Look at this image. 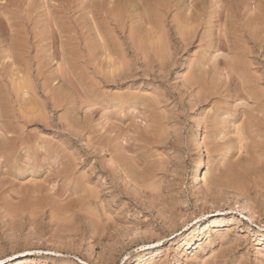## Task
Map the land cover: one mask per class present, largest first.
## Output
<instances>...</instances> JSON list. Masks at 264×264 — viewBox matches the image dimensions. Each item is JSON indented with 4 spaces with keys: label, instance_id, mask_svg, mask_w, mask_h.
Instances as JSON below:
<instances>
[{
    "label": "rangeland",
    "instance_id": "1",
    "mask_svg": "<svg viewBox=\"0 0 264 264\" xmlns=\"http://www.w3.org/2000/svg\"><path fill=\"white\" fill-rule=\"evenodd\" d=\"M240 75L264 88V0H0V261L264 264Z\"/></svg>",
    "mask_w": 264,
    "mask_h": 264
},
{
    "label": "bare ground",
    "instance_id": "2",
    "mask_svg": "<svg viewBox=\"0 0 264 264\" xmlns=\"http://www.w3.org/2000/svg\"><path fill=\"white\" fill-rule=\"evenodd\" d=\"M158 1H159V0H158ZM257 2H258V1H257ZM154 3H155V2H154ZM166 3H167V2H166ZM260 3H262V2H260ZM155 4H156V3H155ZM157 4H158V3H157ZM241 4H242V3H241ZM262 4H263V3H262ZM262 4H261V5H262ZM161 5H162V4H160V6H161ZM180 5H181V4H180ZM190 5H191V3H190ZM190 5H189V6H190ZM243 5H244V4H243ZM157 6H158V5H157ZM163 6H164V4H163ZM259 6H260V5H259ZM240 7H241V6H240ZM166 8H167V7H166ZM190 8H191V7H190ZM121 9H122V8H120V11H121ZM117 10H118V9H117ZM188 10H189V9H188ZM248 11H249V10H248ZM123 13H124V12H123ZM189 13H190V11H189ZM115 14H116V13H115ZM119 15L122 16V12H121ZM187 15H188V14H187ZM227 15H228V14H227ZM227 15H226V17H227ZM112 16H113V15H112ZM115 16H116V15H115ZM115 16H114V17H115ZM234 16H235V15H234ZM114 17H113V18H114ZM122 17H123V16H122ZM231 17H232L231 15H230V17H227V18H226V21H227V19H228L229 22H230V19L233 18V17H232V18H231ZM117 18H119V17H118V14H117ZM186 18H187V17H186ZM229 18H230V19H229ZM235 18H236V17H235ZM235 18H233V19H235ZM239 19H240V18H239ZM118 20H119V19H118ZM258 20H260V19H258ZM115 21H116V19H115ZM235 21H236V20H235ZM237 21H238V20H237ZM241 21H242V20H241ZM231 22H232V21H231ZM187 24H188V23H187ZM227 24H228V21H227ZM188 25H189V24H188ZM188 25H187V26H188ZM194 25H196V24H194ZM236 25H237V24H236ZM249 27H250V26H248V28H249ZM262 27H263V26H262ZM258 28H259V27H258ZM260 28H261V27H260ZM252 29H253V28H252ZM226 31H227V30H226ZM233 31H235V30L233 29ZM233 31H231V32H233ZM237 31H238V30H237ZM255 31H256V30H255ZM235 33H236V31H235ZM109 34H110V33H109ZM153 34H154V33H153ZM181 34H182V33H181ZM239 34H240V33H239ZM239 34H238V35H239ZM258 34H259V33H258ZM98 35H99V34H98ZM236 35H237V33L234 34L233 36H236ZM238 35H237L236 37H238ZM252 35H255V33L252 34ZM255 36H256V35H255ZM184 37H185V36H184ZM244 37H245V36H244ZM244 37H243V38H244ZM261 37H262V36H261ZM99 38H100V36H99ZM243 38H242V39H243ZM239 39H240V38H239ZM251 39H252V37H251ZM256 39L258 40V39H259V36H258V38H256ZM156 40H158V39H156ZM235 41H236V39H235ZM235 41H234V42H235ZM251 41H252V40H251ZM153 43H154V42H153ZM155 43H156V42H155ZM157 43H158V42H157ZM185 43H186V42H185ZM227 43H228V42H227ZM238 43H239V42H238ZM255 43H256V42H255ZM257 43H258V42H257ZM241 44H242V42H241ZM250 44H251V43H250ZM134 45H135V44H134ZM230 45H232V44H230ZM237 45H238V44H237ZM237 45L235 44V47H236ZM246 45L249 47V44H246ZM227 47H228V46H227ZM238 47H240V46L238 45ZM245 47H246V46H245ZM228 48H229V47H228ZM236 48H237V47H236ZM249 48H250V47H249ZM241 49H243V48H237L236 51H238V50L242 51ZM246 49H248V48H245V50H246ZM250 49H251V48H250ZM250 49H248V50H250ZM156 50H157V49H156ZM229 50H230V49H229ZM231 50H232V49H231ZM233 50H234V49H233ZM251 51H252V50H251ZM251 51H249L248 53H249L250 55L254 56V54H251V53H250ZM231 52H232V51H231ZM234 52H235V51H234ZM238 52H239V51H238ZM220 53H221V51H220ZM246 53H247V52H246ZM246 53H245V55H246ZM253 53H254V52H253ZM234 54H235V53H234ZM239 55H240V54H239ZM241 55H242V54H241ZM241 55H240V56H241ZM110 57H111V56H110ZM246 57H247V56H246ZM249 57H250V56H249ZM114 58H115V57H113V59H114ZM251 58H252V57H251ZM111 59H112V58H111ZM237 59H238V58L236 57V60H237ZM244 59L246 60V58H244ZM244 59H243V60H244ZM247 59H248V58H247ZM250 61H251V59H250ZM108 62H110V61H108ZM232 62H233V61H232ZM246 62H247V61H246ZM226 63H227V62H226ZM249 63L252 64L251 62H249ZM108 64H109V63H108ZM250 64H248V65H247V64H246V65L244 64V67H245V66H248V67H249ZM255 64H257V63L255 62ZM255 64L250 65V66L253 67ZM112 65H113V64H112ZM238 65H239V64H238ZM235 66H236V65H233L234 68H235ZM227 67H229V66H227ZM237 67H238V66H237ZM237 67H236V68H237ZM236 68H235V69H236ZM239 68H240V66H239ZM227 69H228V68H227ZM229 69H230V67H229ZM240 69H242V68H240ZM245 69H246V68H245ZM261 69H263V68H261ZM261 69H260V70H261ZM225 70H226V69H225ZM230 70H232V69H230ZM236 70H237V69H236ZM248 70H251V69H248ZM255 70H256V69H255ZM118 71H119V70H118ZM241 71H242V72H245L244 70H241ZM241 71H240V72H241ZM120 72H121V71H120ZM231 72H233V71H229V70H228V73H227V74H228V75H229V74H230V75H233V74H231ZM240 72H239V73H240ZM242 72H241V74L243 75L244 73H242ZM246 72H247V75L250 74V73H252V72H250V71H249V73H248L247 70H246ZM221 73H222V72H221ZM260 73H261V72H260ZM234 74H235V73H234ZM257 74L259 75V73H257ZM114 75H115V74H114ZM230 75H229V78L232 77V76H230ZM245 75H246V73H245ZM255 75H256V74H255ZM236 76H237V75H236ZM236 76H235V80H239L238 82L241 84L240 79H238L239 76H237V77H236ZM240 76H241V75H240ZM251 76H252V74H251L250 76H248V77H251ZM194 77H195V76H194ZM194 77H190V76H189V81H190V79L194 80V79H193ZM197 77H198V76H197ZM197 77H196V79H197ZM233 77H234V76H233ZM241 77L243 78V79L241 78V79L243 80V87L241 86L242 84L240 85V87L243 88V89H242L243 92H242L240 89H239V90H240L239 92H242V95H243V94L246 95V96H243V97H245V99H246V97H247V98L249 97L250 99H252V100H250V101H253V102L256 103L257 105L262 104V99H264V98H263V97H264V96H263V94H264V93H263L264 90H262V89H264V88H262V89L259 88V85L261 84V83L259 82V85H258L259 91H258V88H257V87H256L255 90H254V86H253V83H254V82L252 83V81H251L252 79H253V81H254V79L256 80V78L260 81V78H261V77H260V78H258V77L253 78V77H254V76H253V77H251V80L246 78L245 81H244V77H243V76H241ZM245 77H246V76H245ZM112 78H113V77H112ZM114 78H115V77H114ZM114 78H113V79H114ZM198 78H199V77H198ZM236 78H237V79H236ZM187 79H188V78H187ZM196 79H195V81H196ZM201 79H202V78H201ZM226 79H227V78H226ZM110 80H112V79L110 78ZM197 80H199V79H197ZM258 80H256L255 82L257 83ZM261 80H262V79H261ZM21 81H22V80H21ZM227 81H228V80H227ZM187 83H188V82H187ZM190 83H191V81H190ZM193 83H195V82H193ZM196 83H197V82H196ZM196 83H195V84H196ZM256 83H254V84H256ZM21 84H22V83H21ZM28 84H29V83H28ZM24 86H25V85H24ZM200 86H201V84H200ZM204 86H205V85H203L202 87H204ZM29 87H30V86H29ZM202 87H201V90L203 91L204 89H202ZM262 87H263V86H262ZM13 88H14V87H13ZM198 88H200V87H198ZM256 89H257V91H256ZM261 90H262L263 92H261ZM196 91H198V90H196ZM204 91H205V90H204ZM258 92H260V93H258ZM199 93H200V92H199ZM203 93H204V92H203ZM206 93H207V92H206ZM261 93H262V94H261ZM196 94H197V93H196ZM200 94H201V93H200ZM239 94H240V93H239ZM197 95H198V94H197ZM23 96H24V95H23ZM262 96H263V97H262ZM137 99H139V97H138ZM115 101H116V100H115ZM222 101H223V100H222ZM257 105H256V107H257ZM260 107H261V109H264V107L262 108V105H260ZM257 109H258V108H257ZM259 109H260V108H259ZM32 111H33V110H32ZM259 111H260V110H259ZM253 112H255V110L252 111V114H253ZM263 112H264V111H263ZM228 113H229V112H228ZM249 113H250V112H249ZM27 114H28V113H27ZM257 114H258V112H257ZM259 114H260V112H259ZM242 115H243V113H242ZM250 115H251V114H250ZM254 115L256 116V113H255ZM254 115H253V118H254ZM26 116H27V115H26ZM32 116H34V115H32ZM31 118H32V117H31ZM33 118H34V117H33ZM253 118H252V116H251V120H252ZM258 118H259V117H258ZM263 118H264V117H263ZM152 119H153V118H152ZM246 120H247L248 122H247V124L244 123L245 125H248V127H249V126L254 127L252 124H248V123H251V120H250V122H249L248 119H246ZM246 120H245V121H246ZM258 120H259V119H258ZM258 120L255 118V120H252V121H255V122H256V121H258ZM241 122H242V121H241ZM243 122H244V121H243ZM259 122H260V124H259V126H260V125L262 124V122L264 123V120H263V121H259ZM151 123H152V122H151ZM154 123H155V122H154ZM158 123H160V122H158ZM252 123H254V122H252ZM257 123H258V122H257ZM256 125H257V124H256ZM261 126H264V125H261ZM235 127H236V126H235ZM237 127H238V126H237ZM244 127H245V126H244ZM248 127H247V129H248ZM251 127H249V128H251ZM241 128H243V127H241ZM257 128L259 129L260 127L257 126L256 129H257ZM157 129H158V128H157ZM256 129H255V127H254V130H256ZM258 129H257V130H258ZM154 130H155V129H154ZM237 130H238V128H237ZM239 130H240V129H239ZM252 130H253V129L251 128V131H252ZM259 130H260V129H259ZM260 131H264V128H263V130L261 129ZM240 132H241V131H240ZM243 132H244V131H243ZM245 132H246V131H245ZM254 132H255V131H254ZM241 133H242V132H241ZM250 133H251V132H250ZM260 133H262V132H260ZM243 134H244V133H242V135H243ZM258 134H259V133H258ZM262 134H263V133H262ZM246 135H247V134H246ZM254 135H255V134H253V136H254ZM257 137H259V136H257ZM263 137H264V136H263ZM243 138H244V136H243ZM259 138H260V137H259ZM244 139H245V138H244ZM255 139H256V137H255ZM245 140H246V139H245ZM248 140H249V139H248ZM247 142H248V141H247ZM255 142H256V141H255ZM256 143H257V142H256ZM247 144H248V143H247ZM252 144H253V143H252ZM209 145H210V144H209ZM253 145H254V144H253ZM255 145H256V144H255ZM263 146H264V144H263ZM143 148H144V147H143ZM255 149H257V148H255ZM255 149H254V150H255ZM258 149H260V148H258ZM249 152H250V151H249ZM257 152H258V151H257ZM262 152H263V151H262ZM119 155H120V154H119ZM249 155H250V154H249ZM263 156H264V155H263ZM263 156H262V157H263ZM108 164H109V163H108ZM162 166H163V165H162ZM161 168H162V167H161ZM121 169H122V168H121ZM162 169H163V168H162ZM120 171H122V170H120ZM122 173H123V172H122ZM124 173H125V172H124ZM126 173H127V171H126ZM126 173H125V176L127 175ZM128 175L130 176L129 173H128ZM128 175H127L126 178H130V177H128ZM157 175H158V174H157ZM123 176H124V175H123ZM137 176H138V175H137ZM138 177H140V176H138ZM138 177H137V178H134V179H135V180L137 179L136 181H139L140 179H139ZM158 177H159V176H158ZM194 177H195V176H194ZM203 177H204V178H203V179H204L203 182H204V184L207 186L208 183H210L209 178H207V177H208L207 173H206L205 175H203ZM247 177H248V176H247ZM131 178H133V177L131 176ZM152 178H153V177H151V179H152ZM225 178H226V177H225ZM231 178H232V177H231ZM134 179H133V180H134ZM151 179H150V180H151ZM164 179H165V178H164ZM234 179H236V178H234ZM145 180H146V179H145ZM208 180H209V182H208ZM225 180H226V179H225ZM237 180L239 181L238 177H237ZM152 181H153V179H152ZM229 181H230V180H229ZM241 181H242V180H241ZM143 182H144V181H143ZM213 182H214L213 184H215V181H213ZM226 182H227V185H228V184H229V185H232V184H230V183L228 182V180H227ZM231 182H232V181H231ZM234 182H235V181H234ZM150 183H151V182H150ZM236 183H237V182H236ZM239 183H240V182H239ZM239 183H238V186H239L240 184H241V185H243V184L245 185L244 181H243V184H242V182H241L240 184H239ZM145 184H147L146 181H145ZM152 184H153V183H152ZM224 184H225V182L223 181V179H221V180H217V182H216V185H219V186L224 185ZM234 184H235V183H234ZM148 185H150V184H148ZM159 185H160V184H159ZM227 185H226V187H229V185H228V186H227ZM236 185H237V184H236ZM244 185H243V189H244ZM144 186H145V185H144ZM206 186H205V187H206ZM219 186H218V187H219ZM233 186H234V185H233ZM233 186H230V188L232 189ZM263 186H264V185H263ZM149 187L151 188V186H149ZM207 187H208V186H207ZM234 187H235V186H234ZM241 187H242V186H241ZM241 187H240V188H241ZM236 188L238 189L239 187H236ZM261 188H262V187H261ZM152 189H153V188H152ZM154 189H157V188H154ZM228 189H229V188H228ZM245 190H246V189H245ZM151 191H152V190H151ZM154 191H155V190H154ZM160 191H161V190H160ZM157 192H158V191H157ZM150 193H151V192H150ZM243 193H244V192H243ZM153 194H155V193H153ZM156 196H157V195H156ZM160 196H161V195H160ZM237 204H238V203H237ZM166 206H167V205H166ZM172 207H173V206H172ZM26 209H27V208H26ZM40 209H41V208H40ZM16 210H17V209H16ZM23 211H24V210H23ZM18 213H19V212H18ZM36 215H37V214H36ZM59 217H60V216H59ZM225 219H226V218H225ZM225 221H226V220H225ZM225 221H224V220H220V219H219V220H214L212 224H213V225H216V226L219 227V226H222V225L225 223ZM214 222H215V223H214ZM223 222H224V223H223ZM204 225H205V224H204ZM65 226H66V225H65ZM205 228H206V227H205ZM238 228H239V227H238ZM63 229H64V228H63ZM204 232H205V231H204ZM207 232H208V231H207ZM205 234H206V233H205ZM256 235H257V238H260V240H262V239L264 240V235H263V234H261V233L258 232V233H256ZM209 239H210V238H209ZM207 241H208V240H207ZM199 243H200V242H199ZM188 244H189V242L186 243V245H188ZM199 246H200V245H199ZM154 248H155V247H154ZM184 248H185V247H184ZM109 250H110V249H109ZM202 251H203V250H202ZM152 252H153V251H152ZM185 253H186V250L183 249V251H182V255L185 256ZM151 254H152V253H151ZM104 256H105V255H104ZM219 256H220V255H219ZM195 257H196V256H195ZM101 258H102V257H101ZM142 258H143V256L140 257L139 262L142 260ZM30 261H31V260H26V262H25V261L20 260V258H19L18 260L16 259V260L11 261L9 264H22V263H29ZM108 261H109V260H108ZM139 262L136 263V264H141V263H139ZM0 264H6V262H4V261H0ZM142 264H143V263H142Z\"/></svg>",
    "mask_w": 264,
    "mask_h": 264
}]
</instances>
